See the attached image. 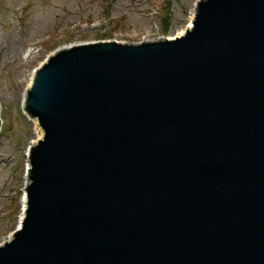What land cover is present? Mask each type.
<instances>
[{"label":"water","instance_id":"95a60500","mask_svg":"<svg viewBox=\"0 0 264 264\" xmlns=\"http://www.w3.org/2000/svg\"><path fill=\"white\" fill-rule=\"evenodd\" d=\"M22 109L39 135L0 264H264V0L58 48Z\"/></svg>","mask_w":264,"mask_h":264},{"label":"rangeland","instance_id":"374dc122","mask_svg":"<svg viewBox=\"0 0 264 264\" xmlns=\"http://www.w3.org/2000/svg\"><path fill=\"white\" fill-rule=\"evenodd\" d=\"M197 1L0 0V243L19 225L28 148L38 138L34 121L22 109L33 71L66 45L174 38L188 28ZM166 5L170 26L162 35L160 13ZM108 6L111 26L104 16ZM55 42L56 48L47 51Z\"/></svg>","mask_w":264,"mask_h":264},{"label":"trees","instance_id":"16d2710c","mask_svg":"<svg viewBox=\"0 0 264 264\" xmlns=\"http://www.w3.org/2000/svg\"><path fill=\"white\" fill-rule=\"evenodd\" d=\"M106 15L105 18L108 19V22L106 23V26H111L112 24H114V22L110 21V16H109V6L106 10H104ZM170 9L169 6L166 5L165 7L161 8V13H160V21L162 23L161 27H162V35L167 33V29L169 28L170 24ZM109 35V34H108ZM66 43L69 42V39L64 40ZM59 44V42H55L54 44H48L46 46V50H53L54 48H56V46Z\"/></svg>","mask_w":264,"mask_h":264},{"label":"bare ground","instance_id":"6f19581e","mask_svg":"<svg viewBox=\"0 0 264 264\" xmlns=\"http://www.w3.org/2000/svg\"><path fill=\"white\" fill-rule=\"evenodd\" d=\"M193 17V16H192ZM192 19V18H191ZM190 19V20H191ZM183 34V33H182ZM31 121H32V119H31ZM34 123V125H35V127H36V130H37V135H39V132H38V129H37V126H36V123H35V121L33 122ZM25 198H26V194H25V190H24V196H23V200H22V213H21V218H20V221H19V223H21V220H22V214H23V212H24V203H25Z\"/></svg>","mask_w":264,"mask_h":264}]
</instances>
